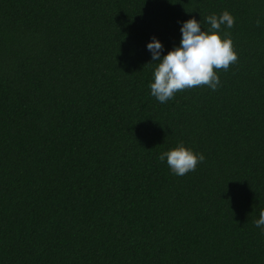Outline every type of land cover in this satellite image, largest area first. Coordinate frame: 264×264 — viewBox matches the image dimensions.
<instances>
[{"label":"trees","instance_id":"obj_1","mask_svg":"<svg viewBox=\"0 0 264 264\" xmlns=\"http://www.w3.org/2000/svg\"><path fill=\"white\" fill-rule=\"evenodd\" d=\"M225 10L238 61L160 103L147 44ZM261 210L264 0H0V264H264Z\"/></svg>","mask_w":264,"mask_h":264},{"label":"clouds","instance_id":"obj_2","mask_svg":"<svg viewBox=\"0 0 264 264\" xmlns=\"http://www.w3.org/2000/svg\"><path fill=\"white\" fill-rule=\"evenodd\" d=\"M210 25V30H202L201 24L191 18L181 27L182 38L177 47L169 50L161 57L162 43L155 37L147 44L152 53V61L158 62L150 83V94L160 103H166L178 92L207 86L215 91L220 85L218 71H227L231 65L238 61L237 52L233 41L225 32L221 35L222 25L231 29L235 18L228 11H223L219 16L213 14L205 18ZM260 21L257 20V26ZM159 161H167L171 172L177 176H184L195 171L197 165L204 161L202 153H196L184 146L177 147L160 153ZM255 226L264 235V210L259 213V218L254 221Z\"/></svg>","mask_w":264,"mask_h":264}]
</instances>
